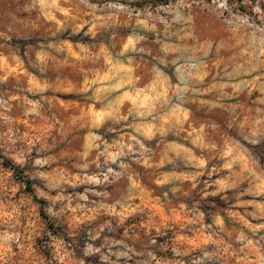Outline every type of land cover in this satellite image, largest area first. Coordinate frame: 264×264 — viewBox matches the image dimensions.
Segmentation results:
<instances>
[{
  "label": "rangeland",
  "instance_id": "1",
  "mask_svg": "<svg viewBox=\"0 0 264 264\" xmlns=\"http://www.w3.org/2000/svg\"><path fill=\"white\" fill-rule=\"evenodd\" d=\"M0 264H264V0H0Z\"/></svg>",
  "mask_w": 264,
  "mask_h": 264
},
{
  "label": "crops",
  "instance_id": "2",
  "mask_svg": "<svg viewBox=\"0 0 264 264\" xmlns=\"http://www.w3.org/2000/svg\"><path fill=\"white\" fill-rule=\"evenodd\" d=\"M126 138V137H125ZM88 145V143L86 144ZM112 144L105 143L101 137L100 141L96 140L92 146H88V152L96 149L103 155L110 154ZM90 150V151H89ZM114 152V151H113ZM118 155L124 154L126 151L117 149ZM101 157V158H102ZM104 161V160H103ZM104 168V167H103ZM117 176L112 186L103 185L96 189L98 199L95 201H117V203H127L126 205L133 206V201H159L158 196L153 194V191L142 182L135 180L134 171L130 168H116ZM103 178H101L102 180Z\"/></svg>",
  "mask_w": 264,
  "mask_h": 264
},
{
  "label": "trees",
  "instance_id": "3",
  "mask_svg": "<svg viewBox=\"0 0 264 264\" xmlns=\"http://www.w3.org/2000/svg\"><path fill=\"white\" fill-rule=\"evenodd\" d=\"M5 164L8 165V166H10V167H11L16 173H20V169H19V167H17V166H15V165L11 164L10 161H6ZM26 182H27V184H28L29 191H30V192H33L32 187H31L32 182L29 181V180H27ZM34 200H35V201H38V202L41 203V204H44V201L38 199V197H37L36 195H34ZM42 215L44 216V218L47 219V216L45 215V213H42ZM50 226H51V224H50ZM51 228H52V226H51Z\"/></svg>",
  "mask_w": 264,
  "mask_h": 264
}]
</instances>
